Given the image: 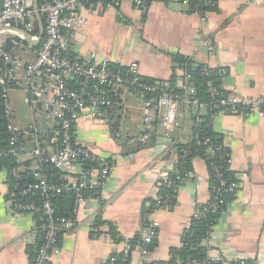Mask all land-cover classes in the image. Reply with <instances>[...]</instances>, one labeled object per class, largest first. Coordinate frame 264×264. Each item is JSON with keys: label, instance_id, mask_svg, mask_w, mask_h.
Wrapping results in <instances>:
<instances>
[{"label": "crops", "instance_id": "obj_1", "mask_svg": "<svg viewBox=\"0 0 264 264\" xmlns=\"http://www.w3.org/2000/svg\"><path fill=\"white\" fill-rule=\"evenodd\" d=\"M77 14L84 27L72 36L66 35L74 59L106 61L120 69L136 63L142 78L166 82L173 74L180 75V69L174 72L171 60L173 55H180L222 69L225 76L221 90L228 95L264 97V0H221L215 11L203 16L187 14L180 0H147L142 9L135 8L131 0H121L119 8L106 12L100 3L80 4ZM36 22L40 35L43 20L38 15ZM31 44L26 42L29 58L37 48ZM12 92L23 95L28 111L27 117L17 123L15 104L9 101L15 125L24 130L34 123L41 135L45 129L44 102L32 110L24 101L22 88L14 87ZM144 100L139 94H122L117 108L108 110L100 122L82 117L76 123L75 143L106 159L111 171L96 196L86 197L74 227L61 235L60 252L49 264H108L110 257L122 255L141 233L145 220H156L160 225L148 263H166L170 251L181 248L191 220L209 203L208 169L203 159L194 158L189 178L177 191L175 205L151 215L142 214L148 201L155 198L163 174L172 172L181 141L190 137L193 128L189 114L177 118L170 138L163 136L157 124L145 146L139 140ZM211 127L230 153V171L238 190L204 241L207 256L221 264L237 259L264 264V119L251 116L240 120L222 113L212 120ZM159 143L160 152L156 153ZM31 149L28 142L25 152L15 160L25 173L36 169ZM11 202L8 171L2 170L0 264H32L42 235L35 219L17 216ZM98 219L115 227L116 240L107 225L95 227ZM127 264H143L136 246Z\"/></svg>", "mask_w": 264, "mask_h": 264}, {"label": "built area", "instance_id": "obj_2", "mask_svg": "<svg viewBox=\"0 0 264 264\" xmlns=\"http://www.w3.org/2000/svg\"><path fill=\"white\" fill-rule=\"evenodd\" d=\"M83 1L86 0H41L35 5L34 0H0V98L8 137L6 148L0 149V158L10 157L16 160L25 152L26 144L32 143L30 154L36 163V169L29 174L33 180L23 182L21 175L25 172L15 166L11 171L13 184L10 186L13 212L17 216H31L40 222L42 238L32 264H49L51 258L59 254V239L74 227L75 216L86 201L87 188L98 191L111 171L106 159L75 143L74 127L82 117L92 122H100L108 110L117 108L122 94L145 96L142 109L143 132L139 139L145 146L149 145L154 126L160 125L163 136L170 138L177 127V118H182L185 114L199 118L208 113L209 126L222 113H228L240 120L251 116L258 120L264 119V97L231 94L219 98V89L211 81L206 83L209 102H200L195 98L196 90L189 83L190 75L186 68L180 69V75L173 87H169L166 84H152L142 80L136 63H131L123 71H119L106 61L96 63L72 58L66 35L72 36L84 27L83 19L77 14V7ZM220 1L213 0V5L217 6ZM131 2L137 9H142L147 4V0ZM180 2L188 8V0ZM120 5L121 0H106L101 4L105 12L117 9ZM36 14L43 20L40 39L36 33ZM14 32L25 35L28 42L36 44L37 50L31 58L26 42ZM91 58L94 59V55ZM218 70L206 66L202 75L211 77L214 71L217 75ZM14 87L23 89L24 101L32 110L38 109L44 102L45 129L41 135L34 123L24 130L15 125L9 102V94ZM204 144H208L207 139ZM190 145V137L181 141L179 156L174 159L172 168L175 178L169 180V174L165 173L160 185L171 187L173 192L178 191L184 177L179 176L175 165L188 155ZM219 150L220 147L216 145L209 146L210 156ZM82 161H87L94 167L88 172H82ZM223 162L230 169V153H225ZM44 166L54 169L63 181L52 182L42 172ZM77 168L78 174L72 178ZM211 171L219 182L218 186L209 185L210 195L217 198L207 204V209L214 213L224 205V200L220 197L234 192L238 185L233 181L222 180L218 167L212 166ZM85 181H89V185ZM67 193L73 195L72 216H58L53 207V199ZM154 201L153 213L167 210V200L156 194ZM198 216L196 214L194 218ZM159 229V223L151 220L139 234L140 240L136 247L143 264H148V247L157 237ZM132 248L128 244L123 250L121 260L114 255L109 258L108 264L126 263ZM170 258L173 256L170 255ZM187 262L210 264L217 260L206 256L204 260L188 259ZM234 262L246 264L248 261L237 259Z\"/></svg>", "mask_w": 264, "mask_h": 264}, {"label": "trees", "instance_id": "obj_3", "mask_svg": "<svg viewBox=\"0 0 264 264\" xmlns=\"http://www.w3.org/2000/svg\"><path fill=\"white\" fill-rule=\"evenodd\" d=\"M37 1L40 2L41 0H37ZM105 2L106 0H86L81 2V4H85V5L86 4L90 5L94 3L104 4ZM188 2H189L188 8H186L187 14H198L200 16H203L206 13L213 12L217 9V6L213 5V0H188ZM36 33L37 34L39 33L38 30L36 31ZM36 50L37 49H35V51ZM171 60H172L174 72L175 69H182V68L187 69L190 75L189 83L194 86L196 90L195 98L198 99L200 102L205 104L209 102V94L206 88L207 81H211L213 86L219 89V93H220L219 98H223L228 95L227 93L221 90V81L225 76L224 71L222 69L218 70L217 75H215L216 72L214 71L211 77L210 76L204 77L202 75V70L206 66L194 62L191 58L182 57L180 55H173L171 57ZM111 67L116 70L123 71V69L117 68L113 65ZM176 79L177 76L175 77V74H173L170 80L166 82L142 78V80H144L145 82H150L152 84H166L169 87H173ZM192 119H193L192 120L193 128H192V134L190 135L191 145L188 151V155L184 159L179 160L175 165L176 169L179 172V176L182 178L184 177V180L180 184V186H182L183 183L189 178L191 174V162L194 158H200L205 161L209 174V185L218 186L219 184V182L216 180V178L214 177L211 171L212 166H216L220 169L222 174V180L228 182L233 181L237 183L235 176L232 174L230 169L226 168V165L223 162V156L225 155V153H229V151L225 147H223L220 138L215 133H213L212 127L209 126L210 114L205 113L201 115L199 118L192 117ZM7 138L8 137L5 132V119L2 110V100L0 98V149L6 148ZM206 139L208 140V144H204V141ZM214 145L220 147V150L215 152L211 157L209 154V146H214ZM180 149H181V145L179 147V150ZM178 156H179V152H178ZM81 165H82L81 166L82 172H88L89 170H91V168L94 167L91 163L87 161H82ZM15 166H16L15 160L13 158L10 157L0 158V171L2 170L8 171V180L10 186H12L13 184L11 171ZM42 172L44 174H47L52 182L61 183L63 181L61 179V176L49 166H44L42 168ZM174 178H175V174L171 172L169 174V180H173ZM21 179L23 180V182H31L33 180L29 173L22 174ZM180 186L178 187V189L180 188ZM237 190L238 189H236L232 193L223 194L220 197L221 199L224 200V205L217 212L212 213L209 209H207L208 205L202 207L198 211L199 214L198 218H193L191 220L189 227L183 233L181 248L172 249L170 251V255L173 256V258H170L169 261L166 263H148V264H190L187 262L188 259L204 260L208 252V248H206V246L203 245L204 241H206L209 238V235L212 232L213 227L216 225V222L219 219L222 212L226 209L229 203H231L234 200L237 194ZM96 193H98L97 190H90L87 188L85 196L95 197ZM157 194L159 197H162L164 200L168 201V208L175 205L177 192H173V189L171 187H167L166 185L161 184L158 187ZM210 196L211 199L209 203L213 202L217 198L212 194ZM154 204H155L154 199L148 201V205L143 208L142 214L144 216L151 215L155 210ZM53 207L55 208L58 216L71 217L72 208H73V195L67 193L54 198ZM35 221L37 222L39 227L40 222L37 219H35ZM147 223L148 221L145 220L144 226ZM102 225L108 226L110 235L112 236V238H114V240H116L115 227L111 223L104 222L100 219L96 221L95 227H100ZM39 232L42 235L40 229ZM139 240H140L139 235H137L132 241L129 242V245L131 247H134L139 243ZM155 246H156V242L154 240L152 244L148 247V250L151 252ZM116 257L119 260H121L122 255H118ZM127 262L128 261H126V263L124 264H127ZM210 264H221V263L214 262ZM230 264H237V263L233 262ZM246 264H251V263L247 262Z\"/></svg>", "mask_w": 264, "mask_h": 264}, {"label": "rangeland", "instance_id": "obj_4", "mask_svg": "<svg viewBox=\"0 0 264 264\" xmlns=\"http://www.w3.org/2000/svg\"><path fill=\"white\" fill-rule=\"evenodd\" d=\"M23 95L21 93L12 92L9 94V101L15 104V117L17 123L28 115L27 106L23 103Z\"/></svg>", "mask_w": 264, "mask_h": 264}, {"label": "water", "instance_id": "obj_5", "mask_svg": "<svg viewBox=\"0 0 264 264\" xmlns=\"http://www.w3.org/2000/svg\"><path fill=\"white\" fill-rule=\"evenodd\" d=\"M34 4L36 5L37 4V0H34ZM37 15V14H36ZM15 33V32H14ZM20 39H22V40H24L25 42H27L28 43V41H27V38H26V36L25 35H23V34H18V33H15ZM40 37H39V39L42 37V31L40 32V35H39ZM31 46L32 47H35L36 46V44H31ZM167 143H169L170 141L169 140H167L166 141ZM161 143H164V142H161ZM161 143H159V145H158V147L156 148V153H158V152H160V144ZM85 183L87 184L88 182L87 181H85Z\"/></svg>", "mask_w": 264, "mask_h": 264}]
</instances>
